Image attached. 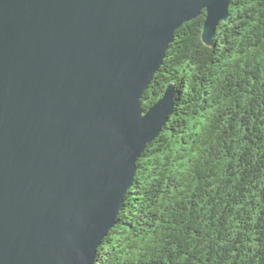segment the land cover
<instances>
[{
    "label": "water",
    "instance_id": "obj_1",
    "mask_svg": "<svg viewBox=\"0 0 264 264\" xmlns=\"http://www.w3.org/2000/svg\"><path fill=\"white\" fill-rule=\"evenodd\" d=\"M232 0H0V264H94L175 107L144 93L176 30Z\"/></svg>",
    "mask_w": 264,
    "mask_h": 264
},
{
    "label": "trees",
    "instance_id": "obj_2",
    "mask_svg": "<svg viewBox=\"0 0 264 264\" xmlns=\"http://www.w3.org/2000/svg\"><path fill=\"white\" fill-rule=\"evenodd\" d=\"M176 30L143 96L175 107L137 161L94 264H264V0Z\"/></svg>",
    "mask_w": 264,
    "mask_h": 264
}]
</instances>
